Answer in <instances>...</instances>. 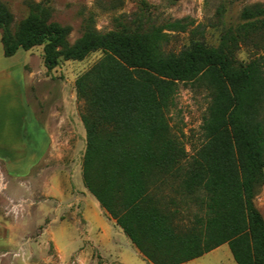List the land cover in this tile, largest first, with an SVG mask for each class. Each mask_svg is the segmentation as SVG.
Returning a JSON list of instances; mask_svg holds the SVG:
<instances>
[{"label": "trees", "instance_id": "trees-1", "mask_svg": "<svg viewBox=\"0 0 264 264\" xmlns=\"http://www.w3.org/2000/svg\"><path fill=\"white\" fill-rule=\"evenodd\" d=\"M240 19L222 22L219 45L210 46L203 25L190 30L189 18L155 25L142 6L118 29H89L71 45L69 29L42 5L13 30L0 1L5 57L43 47L52 71L103 53L76 81L85 102L83 184L150 264H186L224 245L236 264H264V216L255 203L264 183V4L244 8ZM187 32L188 46L167 49L172 34ZM181 83L210 97L202 144L188 162L169 119ZM166 178L179 180L183 193H202L198 225L182 228L162 204L155 187Z\"/></svg>", "mask_w": 264, "mask_h": 264}, {"label": "rangeland", "instance_id": "rangeland-1", "mask_svg": "<svg viewBox=\"0 0 264 264\" xmlns=\"http://www.w3.org/2000/svg\"><path fill=\"white\" fill-rule=\"evenodd\" d=\"M0 1L13 15V30L29 16L33 5H42L51 12L52 22L69 29L71 45L89 29L101 33L118 29L123 17L131 18L146 6L155 25L189 18L194 21L190 30L200 26L202 31L203 25L205 42L218 46L222 22L236 26L244 8L264 4V0ZM1 37L0 32V143L27 146L25 152L19 151L14 167L22 165L24 173L30 174L28 180L16 179L19 174L10 180L0 164V264H121L110 236L101 235L102 229L108 231L109 224L116 222L88 192L82 178L85 102L77 93L76 81L103 53H92L81 62H62L48 71L43 47L5 57ZM190 41L189 32L172 34L167 49L179 52ZM209 104L203 88L179 84L169 119L173 135L188 153L187 162L202 144L201 128ZM23 182L28 183L25 189ZM8 184L14 191L12 202L5 197ZM180 185L179 180L166 178L155 190L162 204L175 213L176 222L192 228L205 215L202 193L188 195ZM255 203L264 216V183L257 189ZM123 238L127 236H114L125 251ZM208 254L192 264H236L227 245ZM126 260L145 264L132 252H127Z\"/></svg>", "mask_w": 264, "mask_h": 264}, {"label": "crops", "instance_id": "crops-1", "mask_svg": "<svg viewBox=\"0 0 264 264\" xmlns=\"http://www.w3.org/2000/svg\"><path fill=\"white\" fill-rule=\"evenodd\" d=\"M25 150H28V148H27V146L25 144L15 145L13 142H2V143H0V164L4 166V168H5L6 172H7V175L10 177V180H13V178L15 176H17L18 174L20 176L18 175L16 177V179H22V180H28L29 179L28 177H29L30 172H28V173L25 174L24 173V171H25L24 168L25 167H23V169L20 168L22 166L21 164H20L21 166H19V167L16 166L17 168L14 167V161H16L15 159L19 155V151H22V152L24 151L25 152ZM22 156L24 158V155H22ZM21 161H23V159ZM29 166L30 165H28V167ZM0 174H2V169H1ZM25 183L26 182H23L22 183L23 186H24V189H25ZM26 184H28V183H26ZM10 187H9V184H8L7 185V189H6L5 197H6L7 201L10 200V202H12V200H13L12 198H13V195H14V191H12V188H10ZM27 188L29 189L28 186H27ZM27 191H29V190H27ZM23 193H24V196H25V194H26L25 193V190H24ZM29 194H30V196L32 195V197H33V193L32 194L29 193ZM26 196H27V194H26ZM101 235L103 237L110 236V240H111L109 242L110 245L114 249V252L119 253V255L116 256V261L117 262H119L121 264H128L127 263V260H126V254H127V252H132V253H134V255L140 257L141 259H143V263L150 264L144 258V256L136 249V247L132 244V242L130 241V239L128 237H127V239L126 238H123L124 239L123 244L125 246V251H122V247L118 245L119 244V243H117L118 241L117 242L115 241L114 236L115 235H117V236L122 235L124 237L125 234H124L123 230L119 226H117V224H109V230L106 231L105 229H102ZM224 246H222V247H224ZM222 247L218 248V251ZM208 255H205L204 257H206ZM202 258L203 257L198 258V259H195V260H193L191 262H188L186 264L195 263V262H197L198 260H200Z\"/></svg>", "mask_w": 264, "mask_h": 264}]
</instances>
